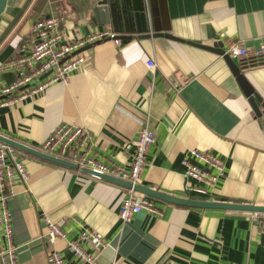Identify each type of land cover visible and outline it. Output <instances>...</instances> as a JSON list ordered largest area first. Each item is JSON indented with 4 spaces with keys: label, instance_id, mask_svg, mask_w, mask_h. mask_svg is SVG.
Listing matches in <instances>:
<instances>
[{
    "label": "crops",
    "instance_id": "obj_1",
    "mask_svg": "<svg viewBox=\"0 0 264 264\" xmlns=\"http://www.w3.org/2000/svg\"><path fill=\"white\" fill-rule=\"evenodd\" d=\"M94 1L20 0L13 9L19 19L0 21V65L17 55L36 20L52 15L80 35L107 28L118 41L85 49V62L68 84L0 107V134L41 151L58 126L85 127L94 157L129 169L138 132L146 127L154 143L140 186L184 200L264 206V113L256 116L217 51L225 53L231 42L247 48L246 57L231 59L257 104L264 102V0H148L156 29L171 37L130 39L93 23ZM0 78L9 82L13 75ZM191 149L215 155L224 167L206 195L184 191L192 182L184 177L183 158L200 165L188 155ZM19 153L29 179L16 184L7 201L18 264H48L55 251L67 264H79L66 244L78 239L80 226L105 243L81 245L101 264H264V214L190 207L137 192L161 216L141 211L123 224L119 209L127 187ZM43 214L51 222L65 220L64 239L48 243Z\"/></svg>",
    "mask_w": 264,
    "mask_h": 264
},
{
    "label": "built area",
    "instance_id": "obj_2",
    "mask_svg": "<svg viewBox=\"0 0 264 264\" xmlns=\"http://www.w3.org/2000/svg\"><path fill=\"white\" fill-rule=\"evenodd\" d=\"M103 40L117 43V34L110 29L101 28L80 35L77 29L67 28L60 15L36 20L29 30L28 39L20 45L17 55L0 65V74L8 72L13 75V79L9 82L0 78V107L31 98L54 83L68 84L70 74L80 69L85 62L82 55L85 48ZM225 54L231 58H243L248 55V50L241 43L231 42L227 45ZM146 66L153 68L154 62L147 61ZM91 141L92 135L87 128L63 124L55 128L40 145V150L75 164L79 170L88 169L96 174L127 181L132 186L140 185L146 165V154L154 143L153 135L148 128L143 127L138 132L129 169L102 162L94 157ZM188 155L200 165L192 163L186 157L183 158L184 177L192 182L184 187V191L195 195H206L209 189L214 188L218 180L224 176L223 164L215 155L197 149L189 150ZM90 176L99 179L98 176ZM28 179L25 161L19 151L10 145L0 143V264H18L7 201L13 194L14 186L26 185ZM136 194L133 188L128 189L126 197L121 202L119 219L123 224L131 222L132 217L141 211L152 216H161V212L150 199ZM253 214L258 216V213ZM42 220L48 227L45 235L48 243L53 244L58 238L64 239L63 218L51 222L43 214ZM90 242L100 248L105 246L95 232L80 226L78 239L68 241L66 249L79 264H101L97 253L88 252L81 246ZM47 260L48 264H67L56 251L49 253Z\"/></svg>",
    "mask_w": 264,
    "mask_h": 264
},
{
    "label": "water",
    "instance_id": "obj_3",
    "mask_svg": "<svg viewBox=\"0 0 264 264\" xmlns=\"http://www.w3.org/2000/svg\"><path fill=\"white\" fill-rule=\"evenodd\" d=\"M15 1L16 0H0V17L5 12L9 13L13 10V5L15 4ZM91 6L93 23L101 25H111L112 29L123 35L120 37H123L124 39H130L133 35L146 38L161 37L162 35L164 37H171L168 34H163L162 32H159V30L156 29L152 14L150 15L151 2L148 0H95L94 2H92ZM196 45L205 49H214L216 47V45H214L212 48L198 44ZM217 51L219 55H221L229 63L232 74L240 84L256 116L260 117V115L264 113V102H262L260 105L257 104V101L254 97V89L249 84L244 74L240 71L239 67L233 62V60L228 54L224 53L223 49ZM0 143L10 145L21 152L54 164H58L60 166H64L71 169L78 168L75 164L69 161L45 154L39 150H36L30 146L22 144L16 140H13L1 134ZM81 171L85 172L88 175L98 176L99 179H104L110 182H114L116 184L123 185L128 189L133 188V190L136 192H140L150 197L158 198L170 203L197 208H221L225 210L246 211L264 214V206L225 204L216 202L178 199L157 192L155 190L144 188L140 185L132 186L131 183L121 180L119 178L111 177L108 175L96 174L88 169H81Z\"/></svg>",
    "mask_w": 264,
    "mask_h": 264
},
{
    "label": "rangeland",
    "instance_id": "obj_4",
    "mask_svg": "<svg viewBox=\"0 0 264 264\" xmlns=\"http://www.w3.org/2000/svg\"><path fill=\"white\" fill-rule=\"evenodd\" d=\"M21 1H24V4H26V0H21ZM20 4V0H16L15 1V7L13 8V9H15L18 5ZM18 12V11H17ZM15 13V11L14 10H12L11 12H9V13H4V14H2L1 15V19H0V21H2L3 20V18H5V16H10V15H12L11 17H14L15 19H19V16H20V14L19 13Z\"/></svg>",
    "mask_w": 264,
    "mask_h": 264
}]
</instances>
